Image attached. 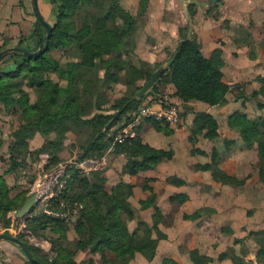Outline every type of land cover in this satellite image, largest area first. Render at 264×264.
Here are the masks:
<instances>
[{
  "label": "trees",
  "instance_id": "trees-1",
  "mask_svg": "<svg viewBox=\"0 0 264 264\" xmlns=\"http://www.w3.org/2000/svg\"><path fill=\"white\" fill-rule=\"evenodd\" d=\"M52 3L56 9L53 10L54 29L48 50L38 57L31 58L24 54L12 55L0 63V103L9 110L21 112L23 117L20 129L16 132L19 141L14 149L12 148V151H16H14L16 155L20 149L28 147V139L36 133L44 137L55 133L64 119L82 121L85 114L80 106L81 100L88 98L94 100L100 96L98 92L100 79L108 88L112 83L126 81L125 72L128 65L126 59L136 48L137 17L125 11L119 0H52ZM142 13L143 9L140 15ZM78 21L81 22V27L75 30L73 25ZM45 37L46 30L37 21L32 37L34 43L25 46V41H22L18 48L36 52L44 45ZM2 50L3 48L0 52ZM55 51H72L73 59L62 64L53 56L52 53ZM171 59H174L172 65L165 69L158 82L163 85H174L175 96L184 104L191 101L203 102L210 106L225 103L230 88L223 81L224 61L220 51L214 52L210 58H207L196 38H184L167 63ZM6 60L13 61L14 69L9 71L2 69L1 65ZM158 69L144 68L140 78L148 82ZM54 74L67 83L65 93H61L60 82H56L51 77ZM260 81L261 88L254 92V97L258 95L264 97V79ZM29 90L36 95L35 101L32 100ZM139 90L136 89L132 96H124L120 99L115 109L127 113L137 104L136 93ZM105 119V115L97 114L91 122L98 125ZM144 123L166 135H171L173 132L167 126L164 127L161 121L152 118H146ZM228 126L238 132L248 148L257 146L259 158L257 170L260 184L264 187V118L250 119L247 115L237 112L230 117ZM218 129V123L212 115L197 113L191 128L190 142L195 146L200 137L215 140ZM141 130L142 127H138L135 139H128L119 146V153L128 156V162L122 169L123 174L137 176L156 169L164 160L173 159V151L156 149L145 144L140 137ZM198 152L203 154L199 149H194L192 154ZM219 158V154L214 150L211 163L198 166L196 169L212 171L215 166L220 165ZM71 173L72 177L68 179L65 189L55 199V204L78 201L83 204L84 208L74 227L78 239L73 249L57 246L49 240L58 250V255L50 258L42 255L36 246L18 236L17 238L28 246L36 260L33 263L28 259L29 264H82L76 261V256L81 251H89L91 254L100 253L106 264H131L137 254L145 251L150 258H154L156 243L148 241L145 233L142 235L140 229L130 231L128 226L129 221L135 218V211L129 202L134 194V186L121 182L109 192L105 189L104 182L91 184L80 175V171L72 169ZM212 176L222 185L244 186L245 184V181L227 173H212ZM168 182L174 185L184 184L177 177L169 178ZM9 194L8 183L0 174V216L13 208L15 202ZM170 200L173 203L184 204L188 197L180 194L171 197ZM155 201L156 196L153 195L149 201L141 202V205L146 209L154 207L161 217L160 209L154 206ZM201 213L202 211H197L193 215H186L185 218L195 220L201 216ZM159 223L158 220L157 224ZM157 224L154 228L160 236L159 239H165L166 236H162ZM26 225L27 232L33 233L38 238L39 232L51 227L50 231L53 234L64 240L67 239V227L63 221L54 219L46 213L33 216ZM262 233L264 230L253 234ZM258 244L261 246L259 261L264 264V239H258ZM189 255L193 264L211 263V258L198 250L189 251ZM224 256L226 255H222L220 259ZM88 264H93V261H89ZM163 264L179 263L165 259Z\"/></svg>",
  "mask_w": 264,
  "mask_h": 264
},
{
  "label": "rangeland",
  "instance_id": "rangeland-1",
  "mask_svg": "<svg viewBox=\"0 0 264 264\" xmlns=\"http://www.w3.org/2000/svg\"><path fill=\"white\" fill-rule=\"evenodd\" d=\"M204 2L209 5L208 9L211 7L210 4L215 5L211 0H203L201 3ZM217 3H220V0ZM51 4L52 10L56 9L52 1ZM214 9V7H211L210 11L214 12ZM188 13L191 15V12ZM52 24H54V20H52ZM80 27V21L73 25L75 30L80 29ZM141 31L143 32L144 29H141ZM183 33L182 30L181 35ZM190 35L191 37L194 36L193 33ZM176 43L167 44L169 45L168 50L160 49L159 52L162 51L163 53L152 58L154 61L157 60L153 64L146 62L144 56L132 53L127 58L126 81L112 83L108 85V88L103 80L100 79L98 82L100 96H97L94 100L89 98L81 100L80 106L85 114L82 121L64 119L55 133L46 137L36 133L28 139V147L20 149L17 153L18 155L15 154V150V152L12 151V148L14 149L15 144L19 141L16 137V132L20 129V124L23 120L22 114L19 111L16 113L9 110L0 103V174L6 179L10 188V198L15 202L13 208L0 216V234L10 233L15 237L21 236L27 242L31 243L32 241L36 245H45L44 242L51 240L57 246L73 249L74 243L78 239L74 227L84 206L80 204V201L75 203L62 202L60 205H56L55 199L65 189L68 179L72 177L71 170L74 169L80 171V175L91 184L104 182L105 189L109 192L121 182L133 185L134 189L137 185L139 186L138 196L132 199L134 197L133 194L129 200L135 211V218L129 221L128 226L130 231L140 229L142 235L145 233L146 239L155 242L157 247L154 258H150V255L145 251L142 254H137L139 256L135 264H161V258H156L158 249L159 255L163 251L162 256H176L182 262L184 261L183 264H193L190 260L187 243L204 249L202 253L209 255L208 257L211 258V263L209 264H263L262 262L260 263L258 257L261 249L258 239H264V233L260 235H254L253 233L263 231L264 228V192L256 194L254 181L251 182L252 184L247 188V192L241 197L246 199L244 205L248 207L249 221L245 223L242 214H235V222L237 220L236 224H234L236 225L235 230L232 229L231 231V226H226V228L217 229L216 231V229L207 230L208 228L202 230L196 224L197 222L191 223L189 219L185 218L188 214H180L178 218H176V214L172 218L168 217V215L164 217L161 208H169L171 205L169 200L156 199L154 203V206L160 209L161 217L158 216L154 207L143 208L141 202L149 201L155 194L153 188L148 185L151 180L143 182L141 179H133L131 178L132 176L123 174L122 169L128 162V156L119 153V146L130 139L132 134H134V138L131 139H135L136 130L138 127H143L146 118H139L140 110L144 105L159 103L166 96H170L171 93L167 89L164 90L162 88L166 85L158 82L149 95L138 99L137 104L133 105L127 113H121L114 120L112 127L107 129V125L120 112L119 109H115L119 105V100L124 96H132L136 89L139 90L145 85V80L140 78L144 68L152 70L160 67L168 68L167 60L172 55L173 47H177ZM52 54L62 64L73 59L72 51H55ZM140 54L144 55L143 52H140ZM51 77L56 82H60L61 93H65L68 87L67 83L61 81L55 74L51 75ZM252 92L250 90V94ZM29 93L32 100L35 101L36 95L34 92L29 90ZM253 104L256 105V102H253ZM174 105L177 106V104ZM180 108H182V115L192 109L188 106L184 108L180 106ZM97 114L106 116V119L99 122L98 125L91 122V119ZM162 123L164 127L170 128L165 122ZM124 130L129 132L133 130V133L124 134ZM156 142L164 146L163 142ZM177 145L185 147L187 144H182L180 141ZM201 147H205L209 154L211 153V145L207 144V142L202 140ZM187 148L188 146L181 150L182 156L187 157L190 154ZM244 152L235 153L227 164H230L233 170L238 168L237 170L243 175H246L249 171L255 174V168L246 169V167H243L244 164L242 162L248 161L252 164L256 161V156L252 152ZM219 159H221V164L224 161V157ZM122 163L125 164L122 166ZM241 164L243 165L240 166ZM213 172L224 173L222 168L218 166L213 168ZM213 186L215 185H210L214 189ZM236 187L232 186V193H235ZM142 191H148L151 195L143 200L142 196H140ZM220 202H223V200ZM206 204H209V202L198 199L192 200L187 207L188 209L193 207V210ZM177 208L176 206H171L170 211L174 213ZM40 213H46L54 219L63 221L67 227V239L64 240L60 236L53 234L50 231L51 227L39 232V238L34 236L33 233L27 232V221ZM158 220L160 221L159 224H157ZM155 224L158 225L157 228H159L162 236L168 238L170 235L172 238L170 244H164L165 246L168 245L165 249L159 245L161 240L164 239H159L160 236H158L157 230L154 228ZM210 224L212 222H207L204 225L208 226ZM176 243H182V255L178 253ZM50 244L52 245L50 251L56 257L58 255L56 245ZM42 255L44 254L42 253ZM222 255L226 256L220 259ZM109 257L112 259L111 255Z\"/></svg>",
  "mask_w": 264,
  "mask_h": 264
},
{
  "label": "crops",
  "instance_id": "crops-1",
  "mask_svg": "<svg viewBox=\"0 0 264 264\" xmlns=\"http://www.w3.org/2000/svg\"><path fill=\"white\" fill-rule=\"evenodd\" d=\"M51 1L38 0V7L43 18L54 26L52 24L54 15ZM202 1L119 0L125 11L137 17L138 29L135 35L136 48L134 54L144 56L146 62L153 64L157 60L154 61L152 58L163 53L162 51L159 52L160 49H169L167 44L177 42V47H173L174 49L171 51L173 54L184 38L194 37L198 40L205 57L210 58L214 52H221L224 61L223 81L230 88L224 104L210 106L199 101L184 104L175 96L176 88L174 85L163 86L164 90L167 89L171 93L168 96L171 102L177 104L180 110H182L180 106L183 108L188 106L192 109L184 113V123L180 128L170 127L173 131L171 135L158 132L143 123L140 132L143 142L156 149L173 151L174 156L172 160H164L156 169L140 173L131 178L141 179L143 182L151 180L148 185L153 188L156 199L169 200L170 207L161 208L164 217L168 215L172 218L176 214V218H178L180 214L193 215L197 211H202L199 218L189 222H197L196 224L202 230L208 228L207 230L216 229L217 231V229L231 226L232 231V229L235 230L236 225L234 224L237 222V220L235 222V214H242L245 223L249 221L248 207L244 205L246 199L241 197L247 192V188L252 184L251 182H255L256 194L264 192L257 170L259 163L257 146L248 148L238 132L228 126L230 117L237 112L247 115L250 119L264 118V97L262 95L253 96L254 92L261 88L260 80L264 79V0H220V3L210 4L211 7L215 8L214 12L210 11L211 7L208 9L209 5H206L205 2L201 3ZM190 7H192V10ZM142 9L143 13L140 15ZM188 12H191V15ZM37 21L33 0H1L0 49L19 47L22 41H25V46L32 45L34 43L32 37L36 30ZM141 29H144V31L142 32ZM182 30L184 33L181 35ZM191 33L194 36L191 37ZM140 52H143L144 55ZM1 67L9 71L14 69L15 66L12 60H6ZM250 90L253 91L251 94ZM253 102H256V105ZM197 113L212 115L217 121L219 129L215 140L200 137L194 146L190 142V135ZM202 140L211 145L210 154L205 147H201ZM156 141L163 142L164 146ZM180 141L182 144L187 145L185 147L178 146L177 143ZM187 146L190 154L187 157L182 156L181 150ZM194 149H199L203 154L199 152L192 154ZM214 150L217 151L220 157H224V161L218 167H221L224 173L245 181L244 186L236 187L235 193H232V186L222 185L213 179L211 174L213 169L212 171L196 169L198 166L211 163ZM244 151L252 152L256 156V161L252 164L248 161L242 162L243 167H246V169L255 168V174L249 171L246 175H243L237 170L238 168L233 170L231 165L227 164L235 153H245ZM124 164L122 163V166ZM171 177H177L184 184L174 185L168 183V179ZM210 185H215L213 187L216 191ZM139 190L137 185L132 199L138 196ZM180 194L188 197L184 204L171 202V197ZM150 195L151 193L148 191H142V194H140L143 200ZM198 199L208 201L209 204L196 207L193 210V207L188 209L187 205L192 200ZM221 200L223 202H220ZM171 206L178 207L174 213L170 211ZM207 222H212V224L205 226L204 224ZM171 242L172 238L169 235L168 238L161 240L159 245L165 249L168 245L165 246L164 244H170ZM31 243L44 255L51 258L55 257L50 251L52 245L49 242H44L45 245H36L32 241ZM176 244L178 253L182 255V243ZM186 246H188L189 251L200 249V247H194L188 243ZM202 250L204 249L199 250L201 254L209 256L202 253ZM162 254L159 255L158 249L156 258H161V264L165 259H172L179 264L184 262L176 256H162ZM138 256L131 264L136 263ZM76 261L82 264H88L89 261H93V264H106L99 253L91 254L89 251L79 252ZM0 264H29V262L19 245L2 240L0 241Z\"/></svg>",
  "mask_w": 264,
  "mask_h": 264
},
{
  "label": "water",
  "instance_id": "water-1",
  "mask_svg": "<svg viewBox=\"0 0 264 264\" xmlns=\"http://www.w3.org/2000/svg\"><path fill=\"white\" fill-rule=\"evenodd\" d=\"M219 0H212V3L213 4H216ZM33 7H34V11H35V14L37 16V19L38 21L43 25V27L45 28L46 30V37H45V42H44V45L41 46L39 48L38 51L36 52H30V51H27L25 49H22V48H18V47H12V48H6L4 50H2L0 52V63H2L5 59H7L8 57L12 56V55H18V54H24L26 57H38L42 54H44L48 48H49V43H50V40H51V37L53 35V29H54V26H52L51 24H49L44 18L43 16L41 15L40 11H39V7H38V0H33ZM174 59H171L168 63H167V67H170L173 63ZM165 71V68H160L158 69L157 71H155L152 76H151V79L145 83V85L142 87L141 90H139L137 93H136V97L138 99H141L143 96H146V95H149L153 89V87L155 86V84L158 82L160 76L164 73ZM121 115V111L118 112L113 121H111L108 125H107V129H109L114 120H116L119 116ZM2 240H5V241H9V242H12V243H15L17 245H19L26 257L29 259V261L31 262H36L35 258L33 257L30 249L28 248L27 245H25L23 242H21L17 237H15L14 235L12 234H1L0 235V241Z\"/></svg>",
  "mask_w": 264,
  "mask_h": 264
},
{
  "label": "built area",
  "instance_id": "built-area-1",
  "mask_svg": "<svg viewBox=\"0 0 264 264\" xmlns=\"http://www.w3.org/2000/svg\"><path fill=\"white\" fill-rule=\"evenodd\" d=\"M138 116L139 118H152L157 121L165 122L169 127L175 128H179L184 123V116L181 110L171 102L168 96L159 103L144 105ZM129 133H133V131L129 132L124 130V134ZM131 138H134V134L131 135Z\"/></svg>",
  "mask_w": 264,
  "mask_h": 264
}]
</instances>
